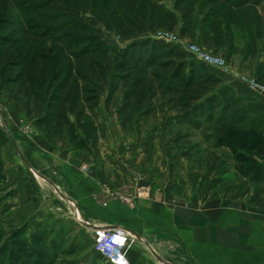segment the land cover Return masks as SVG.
<instances>
[{
	"label": "trees",
	"instance_id": "trees-1",
	"mask_svg": "<svg viewBox=\"0 0 264 264\" xmlns=\"http://www.w3.org/2000/svg\"><path fill=\"white\" fill-rule=\"evenodd\" d=\"M263 3L0 0V91L12 92L49 144L75 148L91 158L101 153L100 126L93 113L102 98L109 108L123 90L117 115L126 127L154 114L157 100L168 97L177 120L195 129L212 127L215 147L235 155L236 171L261 182L264 164L239 156L238 144L242 134L264 132V103L238 94L183 48L153 36L171 32L194 40L201 32L204 47L227 48L229 56L237 53L238 38L245 36L246 57L256 60L264 52ZM107 34L117 35L122 46L110 44ZM257 75L264 84V61ZM9 141L0 127V185L6 181L2 148ZM70 236L66 227L47 228L31 218L9 235L0 231V264L82 258L88 249L78 240L72 245Z\"/></svg>",
	"mask_w": 264,
	"mask_h": 264
},
{
	"label": "rangeland",
	"instance_id": "rangeland-1",
	"mask_svg": "<svg viewBox=\"0 0 264 264\" xmlns=\"http://www.w3.org/2000/svg\"><path fill=\"white\" fill-rule=\"evenodd\" d=\"M165 3L168 7L173 6L171 2ZM260 10L264 14V3ZM106 38L113 46H122L117 35L107 34ZM201 40L202 33L198 32L197 39L185 41L202 45ZM236 48L238 51L233 56H229L227 48L206 49L225 58L231 70L257 80L264 52H260L256 60L246 57L245 36L238 38ZM233 81L223 82L231 86ZM231 87L236 90L235 86ZM241 95L259 100L254 92L253 95ZM122 99L121 89L109 108L105 107L102 98L94 110L101 132V153L95 158L87 155V164L75 171L77 180L71 175L38 177L27 170L38 208L49 209L45 210V219H33L47 228L66 227L71 233V244L78 240L88 249L79 260L60 258L56 264H107L94 252V231L87 230L88 222L98 228L120 225L130 231L127 258L132 246L148 253L145 243L136 236L144 234L152 240L156 238L154 241L160 245L161 258L165 260L163 264H208L199 245L208 244V229L215 230L213 235L217 239L218 227L224 222L227 239L232 241L243 240L244 234H255L264 227V180L252 182L236 171L235 155L228 149L215 147L212 127L195 129L177 120L178 114L168 104V97L157 100L154 114L141 118L137 124L123 127L117 115ZM0 117L3 126L0 127L10 140L12 132H19L28 139L32 137L33 123L9 89L0 91ZM239 138L238 155L264 164V132L249 137L242 134ZM5 176V183L0 185V199L4 203L0 206V231L9 235L30 219L21 226L12 224L21 218L7 205L11 193L6 169ZM66 177L76 183L78 179L82 180L81 190L77 191L81 194L69 190ZM90 187L96 194L87 197L88 203H81L80 195L86 198L84 193ZM63 196H68L83 213L84 217H79L81 223L70 215V205ZM57 236L59 241L63 240L60 234ZM194 246L198 247L194 249ZM213 262L218 264V258L215 257ZM245 264H264V258L252 250Z\"/></svg>",
	"mask_w": 264,
	"mask_h": 264
},
{
	"label": "crops",
	"instance_id": "crops-1",
	"mask_svg": "<svg viewBox=\"0 0 264 264\" xmlns=\"http://www.w3.org/2000/svg\"><path fill=\"white\" fill-rule=\"evenodd\" d=\"M215 70L216 69H212L210 71L221 78L227 84L235 80L230 74L224 73L222 71L221 73L219 72L220 70H218L217 72ZM233 83L234 84L231 86H235L236 90L239 93L253 95V92L244 84L240 83L239 81H233ZM19 116L23 117L22 114H19ZM11 120L12 118H10V121ZM10 123H12V121ZM33 132L34 133H32V137H29L30 139H28V136L26 137L24 135H21V133L19 132H12L13 134H10L12 140L6 143L2 149L5 169L7 171V177L9 179V191L12 194L9 201L7 202V205H10V208L12 209L14 215L16 214V216H19L21 218L17 219L16 222L13 221L12 224H17V226H21L31 218L45 219L47 214L46 211H49V209H45V211L38 208V203L35 198V191L32 187V183H30V178L27 174V170L38 177H44V175L48 177L53 175H61L65 178V176L71 175L73 179L77 180L75 171H79L83 164H87V154L80 151L76 152L73 150H63L49 144L44 139L43 135L34 126ZM75 180L72 181L70 179L68 180V178L65 179L69 186V190L77 192L78 190H81L82 180L78 179L77 183L75 182ZM55 185L56 184H52V186ZM61 193H64V191L61 190ZM79 193L77 192L76 194ZM84 194L86 198H83L80 195L81 203H88V198L96 193L90 187V189H88ZM63 198L70 205V215H73L80 222L81 219H79V217H84L83 213L79 210L75 202H73L68 196H63ZM53 213H51L50 215L52 216ZM52 219L58 218L52 217ZM80 223L77 224L81 226ZM224 224L218 227L217 239L213 235L215 234V230L213 229L210 231L208 229V244L199 245L202 247V254L206 256L205 262H207L208 264H213V261L216 257L218 258V264H245L248 258H250L252 250H255L257 254L261 255L264 258V227L259 228L258 232H256L255 234L253 232L248 234L247 236H245L244 234L243 240L232 241L230 240V238L227 239L226 233L228 232H226V225ZM87 225L89 226V229L87 230H90L91 232L94 230V228H96V226L90 225L89 222L87 223ZM107 226L111 225H106L104 227ZM87 230L86 233L88 234ZM140 236L136 237L141 238V241L145 243L144 246L146 247L150 255L148 253L144 254L143 252L132 246L128 253L129 262L131 264H163L165 260L161 258L160 245L155 243L156 241H154L156 240V238L152 240L151 237H147L144 234ZM197 247L194 246V249ZM206 252L207 255H205ZM169 264L172 263L169 262Z\"/></svg>",
	"mask_w": 264,
	"mask_h": 264
},
{
	"label": "built area",
	"instance_id": "built-area-1",
	"mask_svg": "<svg viewBox=\"0 0 264 264\" xmlns=\"http://www.w3.org/2000/svg\"><path fill=\"white\" fill-rule=\"evenodd\" d=\"M154 39L183 48L190 57L210 69L229 73L235 80L247 86L258 99L264 103V86L257 80L249 79L231 70L225 58L209 51L206 47L197 43L183 40L177 33L160 32L153 36ZM2 119L0 117V126ZM3 127V126H1ZM94 252L101 254L107 264H130L127 258L129 247V232L120 225L99 228L93 233Z\"/></svg>",
	"mask_w": 264,
	"mask_h": 264
},
{
	"label": "bare ground",
	"instance_id": "bare-ground-1",
	"mask_svg": "<svg viewBox=\"0 0 264 264\" xmlns=\"http://www.w3.org/2000/svg\"><path fill=\"white\" fill-rule=\"evenodd\" d=\"M93 228H94V227H93ZM98 230H99V228H97V227H96V228H94V230H93V231L95 232V231H98Z\"/></svg>",
	"mask_w": 264,
	"mask_h": 264
}]
</instances>
